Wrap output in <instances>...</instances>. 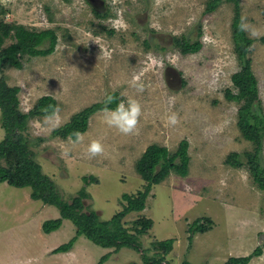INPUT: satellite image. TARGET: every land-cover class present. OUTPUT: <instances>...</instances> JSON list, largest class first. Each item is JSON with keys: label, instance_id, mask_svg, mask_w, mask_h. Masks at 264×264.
<instances>
[{"label": "rangeland", "instance_id": "374dc122", "mask_svg": "<svg viewBox=\"0 0 264 264\" xmlns=\"http://www.w3.org/2000/svg\"><path fill=\"white\" fill-rule=\"evenodd\" d=\"M236 1L240 18L264 32V0H219L211 11L206 10L209 0H161L159 6L156 0H107L110 14L102 19L87 0H0L9 8L7 21L53 28L57 36L51 53L24 57L20 68L0 69L6 84L19 87L21 111L49 94L56 99L60 126L108 94L115 93L118 102L134 97L142 105L134 134L107 126L98 109L78 144L52 134L58 126L50 115L28 119L23 134L32 141L34 158L63 200L71 201L83 187V209L108 219L121 208L122 193L141 188L135 163L149 144L163 145L171 153L187 141V174L171 170L152 186L144 209L123 218L128 225L138 215L152 219L149 231L139 236L148 254L154 251L152 243L174 238L166 256L172 264H224L258 245L261 254L248 264H264V191L245 165L225 163L232 152L245 161L244 152L254 151V143L241 135L236 123L242 101L224 95L232 84L230 75L240 67L231 27ZM116 11L124 14L118 20L113 19ZM205 36L215 43L204 42ZM183 37L198 39L200 49L181 52L177 43ZM11 41L5 39L2 46ZM247 56L264 114V35L252 39ZM136 76L143 83L142 92L131 86ZM172 112L178 115L176 125L167 123ZM93 139L101 140L105 150L90 158L87 146ZM259 162L264 166V135ZM29 194V187L0 182V264H96L105 253L109 256L102 264H144L142 248L112 250L83 236L68 251L54 252L74 235V225L64 219L58 229L44 233L42 222L59 212ZM205 217L211 229L189 231L195 218L205 223Z\"/></svg>", "mask_w": 264, "mask_h": 264}, {"label": "trees", "instance_id": "16d2710c", "mask_svg": "<svg viewBox=\"0 0 264 264\" xmlns=\"http://www.w3.org/2000/svg\"><path fill=\"white\" fill-rule=\"evenodd\" d=\"M219 0H209L206 10L211 11ZM9 8L0 3V69L9 66L21 67L22 60L38 55H47L53 51L56 42V32L53 28L35 29L28 28L25 24L14 20L7 21L4 15ZM45 11L48 12L47 8ZM240 15L238 3L235 2V12L231 22L234 49L240 62L237 71L230 75L231 86L224 89L225 98L241 102L237 109V125L241 135L254 143L253 152H244L245 161L237 153H230L225 158V163L232 167L245 165L250 171L253 182L257 188L264 191V166L259 162V151L264 135V114L259 104L257 79L251 68L250 58L247 56L252 39L246 33L238 31ZM12 41L2 46L5 39ZM47 41V45L44 42ZM177 43L181 52L191 53L198 51L201 42L197 39L182 38ZM26 57V58H24ZM19 87L8 85L4 76L0 75V124L6 132L5 138L0 141V182H6L14 187H29L30 197L41 200L42 203L57 208L59 216L46 219L41 228L44 233H50L59 228L64 219H69L74 225V235L66 242L53 249L54 252L68 251L74 241L83 236L92 243L112 250L127 246L140 249L139 236L146 234L152 227V219L138 215L134 220H123L124 216L132 211H141L145 207L146 198L152 186L163 180L171 170L179 175H186L188 168L187 141L182 140L174 152L159 144H149L136 160L135 169L142 177L143 183L133 193H122L120 196L121 208L114 212L108 219H101L93 209L84 210L82 197L86 195L84 188L71 201L63 200L57 193L51 178L42 172L40 163L34 158L30 147L32 142L23 132L27 128V121L31 116L51 115L56 108V99L44 94L39 96L31 108L23 112L19 108ZM116 96V94L114 93ZM118 102V99H117ZM51 106V107H49ZM104 107L102 102H95L74 112L68 121L52 130L53 135L62 138L70 137L74 130L84 132L88 127V119L96 110ZM114 108L115 104L109 105ZM47 110V111H45ZM93 180L94 177L91 176ZM86 180V177H83ZM205 223L200 218H195L189 226L190 232H205L212 228V222L205 217ZM190 238V237H189ZM174 238L152 243L154 249L148 254V248L141 251L144 264H172L167 254L172 249ZM262 252L260 245L256 246L249 254L243 256H230L224 264H248L253 256ZM109 254L105 253L96 262L102 264ZM180 264H189L182 260Z\"/></svg>", "mask_w": 264, "mask_h": 264}, {"label": "clouds", "instance_id": "9594fccd", "mask_svg": "<svg viewBox=\"0 0 264 264\" xmlns=\"http://www.w3.org/2000/svg\"><path fill=\"white\" fill-rule=\"evenodd\" d=\"M161 3V0H156L157 6ZM238 31L242 33H247L249 38L259 39L264 32L260 31L256 27L252 26L247 18L242 16L238 23ZM204 42L206 43H215L212 37L205 36ZM131 86L136 89L137 92H142L144 90L143 83L140 81L138 76L134 77ZM171 99V98H170ZM104 107L101 109L103 114V122L111 127L117 129L121 134L130 135L138 131V124L142 116V105L138 99L134 97H128L126 100H120L117 102V98L114 94L106 95L103 101ZM115 104L114 108H110L109 105ZM51 107V106H49ZM47 111V110H45ZM59 108H53L50 119H55L56 124L54 126H59L58 119ZM3 113L0 112V116ZM179 122L178 115L175 112H172L167 117V123L170 125H176ZM6 136V132L3 129H0V141H2ZM70 141L73 144H78L83 141V134L74 130L69 137ZM104 145L99 139H93L87 146V153L89 157H96L104 153Z\"/></svg>", "mask_w": 264, "mask_h": 264}, {"label": "flooded vegetation", "instance_id": "af4514ba", "mask_svg": "<svg viewBox=\"0 0 264 264\" xmlns=\"http://www.w3.org/2000/svg\"><path fill=\"white\" fill-rule=\"evenodd\" d=\"M87 2L91 6V11H93L95 16H97L99 19L106 18L107 16H109L110 8H108L107 6V0H87ZM116 13H118V15L113 17L114 20H118V16L124 15L122 12L119 13L116 11ZM114 26L116 25L114 24Z\"/></svg>", "mask_w": 264, "mask_h": 264}]
</instances>
